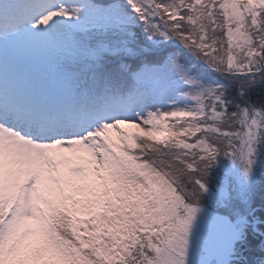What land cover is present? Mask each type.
<instances>
[{"label":"snow or ice","instance_id":"6c2138e0","mask_svg":"<svg viewBox=\"0 0 264 264\" xmlns=\"http://www.w3.org/2000/svg\"><path fill=\"white\" fill-rule=\"evenodd\" d=\"M0 264H264V0H0Z\"/></svg>","mask_w":264,"mask_h":264}]
</instances>
